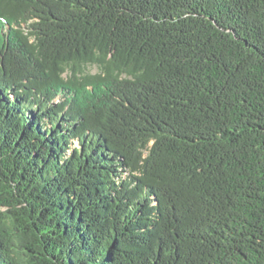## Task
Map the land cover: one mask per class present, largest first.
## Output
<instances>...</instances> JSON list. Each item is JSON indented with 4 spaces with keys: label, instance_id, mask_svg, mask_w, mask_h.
<instances>
[{
    "label": "trees",
    "instance_id": "16d2710c",
    "mask_svg": "<svg viewBox=\"0 0 264 264\" xmlns=\"http://www.w3.org/2000/svg\"><path fill=\"white\" fill-rule=\"evenodd\" d=\"M0 264H264V0H0Z\"/></svg>",
    "mask_w": 264,
    "mask_h": 264
}]
</instances>
